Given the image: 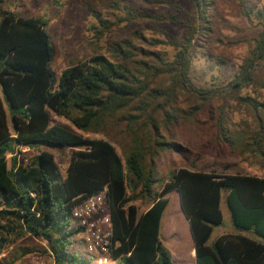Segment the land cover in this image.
Segmentation results:
<instances>
[{
	"label": "trees",
	"instance_id": "obj_1",
	"mask_svg": "<svg viewBox=\"0 0 264 264\" xmlns=\"http://www.w3.org/2000/svg\"><path fill=\"white\" fill-rule=\"evenodd\" d=\"M189 1L195 9L191 24L172 15L142 12L135 18L188 28L185 41L159 42L175 49L172 61L125 40L108 55L95 54L57 77L49 23L5 10L0 0V206L5 209L0 219L17 221L16 240L30 236L43 242L52 264H174L161 238L173 191L180 193L190 223L196 264H264V176L199 171L198 160L165 177L159 171L163 157L183 153L179 139L187 130L199 136L203 148L251 156L264 165V101L241 95L252 87L264 90L257 75L264 66V5L250 11L241 5L262 30L231 80L215 76L208 88L196 86L191 71L198 50L213 37L217 3ZM98 22L101 29L92 30L102 39L112 23ZM227 97L247 109V120L235 126L243 130L231 128L227 105L216 106ZM53 115L82 134L53 124ZM91 134L110 139L122 155L110 141L89 140ZM23 147L39 154L27 157ZM47 148L72 150L66 176ZM103 192L113 223L111 245L106 256L87 258L78 242L86 228L73 211ZM224 194L236 233L209 243L224 220Z\"/></svg>",
	"mask_w": 264,
	"mask_h": 264
},
{
	"label": "rangeland",
	"instance_id": "obj_2",
	"mask_svg": "<svg viewBox=\"0 0 264 264\" xmlns=\"http://www.w3.org/2000/svg\"><path fill=\"white\" fill-rule=\"evenodd\" d=\"M155 1L169 4L149 5L141 0H4L3 8L25 18H38L49 23L47 31L55 47L52 71L59 77L71 65L88 60L95 54L108 55L114 44L125 40L153 51L167 61H172L176 54L175 49L159 42H167L168 39L185 41L189 32L188 28L181 24L157 19L147 18L137 21L135 18L142 12L160 18L172 15L178 16L186 24H191L195 9L189 0ZM216 3L217 17L214 21L213 37L203 49L198 50L191 71L193 82L198 87L212 88L211 84L215 83L213 78L215 76L230 81L234 71L248 57L251 44L262 30L255 18L252 22L244 16L241 5L244 3L247 11L256 10L264 5V0H216ZM98 18L112 23L111 31L107 32L102 39H97L92 30L93 26L101 29ZM219 60L225 63L218 64ZM258 69L259 79L264 80V66ZM241 95L261 98L264 101V90L259 87L246 89ZM223 99H220L216 106L227 105L231 120L235 123L231 128L243 130L242 127L235 126L247 120V109L235 98ZM52 119L53 124L82 134L64 119L56 115H53ZM86 137L89 140L104 139L111 142L110 139L100 135L91 134ZM179 141L183 144V153H169L159 162V171L163 177L169 171L177 170L197 160L196 169L199 171L264 176V165L258 159L223 153L209 147L203 148L199 136L192 130L182 131ZM113 145L122 155L120 148ZM25 150L21 152L30 158L39 154L34 149L26 148ZM47 150L55 154L61 173L66 176L72 150H52L51 148ZM168 198L170 203L162 220L161 238L166 248L172 253L174 264H196L193 253L194 239L190 223L181 206L180 193L173 191L168 194ZM139 208L140 213L146 210L142 205ZM2 211L5 209L0 206V212ZM222 211L223 223L215 226L209 243L223 235L235 232L226 194L222 200ZM9 221L6 223L0 219V250L2 252L0 264H52L51 258L43 252L45 244L30 236L16 240V232L20 230V226L12 218ZM78 242L83 256L89 258L85 235L80 236ZM24 250L30 253L23 256ZM106 254L107 250L96 253L97 256H106Z\"/></svg>",
	"mask_w": 264,
	"mask_h": 264
},
{
	"label": "built area",
	"instance_id": "obj_3",
	"mask_svg": "<svg viewBox=\"0 0 264 264\" xmlns=\"http://www.w3.org/2000/svg\"><path fill=\"white\" fill-rule=\"evenodd\" d=\"M25 149L22 148L26 151ZM73 215L81 226L86 228L84 235L88 253L96 255L100 250H107L108 253L113 236V223L105 192L78 204ZM100 262L104 263V261Z\"/></svg>",
	"mask_w": 264,
	"mask_h": 264
},
{
	"label": "water",
	"instance_id": "obj_4",
	"mask_svg": "<svg viewBox=\"0 0 264 264\" xmlns=\"http://www.w3.org/2000/svg\"><path fill=\"white\" fill-rule=\"evenodd\" d=\"M181 206H182V203H181ZM182 209H183V206H182ZM184 211V210H183Z\"/></svg>",
	"mask_w": 264,
	"mask_h": 264
},
{
	"label": "crops",
	"instance_id": "obj_5",
	"mask_svg": "<svg viewBox=\"0 0 264 264\" xmlns=\"http://www.w3.org/2000/svg\"><path fill=\"white\" fill-rule=\"evenodd\" d=\"M234 233H236V230H235V232ZM233 234V233H232Z\"/></svg>",
	"mask_w": 264,
	"mask_h": 264
}]
</instances>
